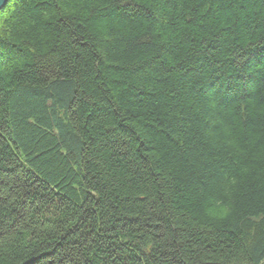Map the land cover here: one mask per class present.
Returning <instances> with one entry per match:
<instances>
[{"label":"trees","instance_id":"16d2710c","mask_svg":"<svg viewBox=\"0 0 264 264\" xmlns=\"http://www.w3.org/2000/svg\"><path fill=\"white\" fill-rule=\"evenodd\" d=\"M0 264H264V0H10Z\"/></svg>","mask_w":264,"mask_h":264},{"label":"water","instance_id":"95a60500","mask_svg":"<svg viewBox=\"0 0 264 264\" xmlns=\"http://www.w3.org/2000/svg\"><path fill=\"white\" fill-rule=\"evenodd\" d=\"M10 0H0V11L3 10Z\"/></svg>","mask_w":264,"mask_h":264}]
</instances>
